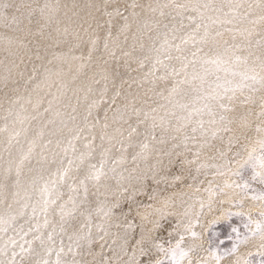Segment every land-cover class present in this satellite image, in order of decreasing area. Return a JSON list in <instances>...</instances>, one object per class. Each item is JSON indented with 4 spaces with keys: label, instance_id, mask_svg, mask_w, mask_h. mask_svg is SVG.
<instances>
[{
    "label": "bare ground",
    "instance_id": "1",
    "mask_svg": "<svg viewBox=\"0 0 264 264\" xmlns=\"http://www.w3.org/2000/svg\"><path fill=\"white\" fill-rule=\"evenodd\" d=\"M15 2L20 3L21 0ZM46 2L50 9L46 10L45 15H41L40 8ZM201 2H209L215 7L222 5L223 12L207 11L205 22L211 24L207 21V17L211 16L219 18L223 23L211 24L210 36L205 44L197 43L193 46L190 42L181 45L182 52L172 48L168 53H161L160 59L170 66L166 80L156 79L158 76H164L166 72L163 65H156L159 71H153L157 54L150 49L153 45L160 47L165 40L164 33H167V39L172 44H180V38L187 37L194 30L195 24L200 23L198 13L190 9H178L174 3L191 4L196 3V0H174V3L173 0H23V3L36 9L31 21L25 17L20 23L8 27L0 24V183L5 185L0 192V217L5 221L9 220L10 215L16 217L14 221L0 225V229H4L0 230V260L4 261V264H44L45 261L48 264H56L58 253L61 264H126L134 252L136 259L140 260L142 257L135 243L140 237V226L150 229L153 224L149 221L157 220L160 227L152 234L160 237L161 242L170 240L171 244L165 243V247L175 245L179 239L177 232L185 235L181 248L188 252V255L183 257L181 264H189V261L191 264H203V261L216 264L208 251L210 242L213 248L220 244H217V239L214 242L213 236L217 232L212 229V221L220 217L227 218L225 212L229 209L250 214L253 220L259 218L258 214H253L247 199H244L243 207L235 203L237 192L228 178V169L235 170L237 161L246 160L257 141L264 139V132H256L258 125L264 127V118L258 115L261 110L260 97L264 96V91L253 93L245 88L243 91H237L235 99L231 102L225 99L223 102L230 110H218V115L227 117L223 124L210 126L207 124L210 117L205 115V128L210 129L207 137L202 136L199 131L192 133L191 127L195 126L194 124L179 133L174 130L162 133L157 127V140L152 142L149 159H132L140 150L139 144L148 141L146 133L151 130L152 120H145L144 112L158 118L168 113L166 119L171 120L173 129L176 126L177 121L170 113L175 110L180 114V110L173 109V105L165 99L175 82L185 78L183 73L179 76L170 74L171 67L179 69L181 66V62L175 57L187 56L191 60V53L197 48H202L203 51L198 53L195 65L197 72L201 74L203 68L215 67L203 65L201 58L215 59L218 55L228 61L224 67L231 66L234 57L238 55L246 57L248 66H255L257 72L259 71L257 57L264 56V49L257 47L256 41L264 38V22L249 23L260 15L258 10H249V5H256L258 0ZM105 3L108 5L106 10L113 12L111 26L105 23L110 19L104 14ZM133 3L138 5L134 9L131 7ZM229 3L242 5L237 11L240 16L247 15V19L241 20L234 16L228 7ZM117 7L120 16H116L113 11ZM153 8L156 11H152ZM53 9L55 11H52ZM161 11L163 16L160 15ZM132 12L138 15L132 17ZM48 15L52 16L51 22L47 18ZM124 16L129 17L131 28L120 33L119 28L124 23ZM189 17H195V22L189 20ZM229 20L232 22L228 23ZM143 21H147L149 27L137 38V26ZM97 22L101 27L97 28ZM165 24L168 28L164 27ZM65 28L69 30L67 36L63 35ZM109 30L114 42H109V47L114 55H109L103 48ZM203 31L201 28L197 40L203 35ZM217 31L223 34L216 36ZM76 33H79V40L76 39ZM95 36L99 37V44L89 60L91 45L88 41L89 37ZM77 44L79 46L70 52V47ZM226 48L232 51L225 52ZM169 54L173 57L172 60L167 59ZM141 60L144 61L143 66L140 64ZM237 70L245 69L241 65ZM192 71L193 67L190 65L188 73L191 74ZM149 72L153 74L149 76ZM217 74L224 76L223 71ZM215 79V75H209L208 83L203 87L208 89L209 84L214 86ZM235 79L239 81V77ZM153 80L155 85L151 83ZM194 83L197 87L200 86L199 80ZM181 87L189 94H177L171 99L173 102H190L193 95L191 85ZM249 95L254 97L255 103H243ZM101 100L102 103H96ZM125 106L130 119L126 117V122L113 123V112L117 107ZM89 109L92 115L88 117L87 124L94 125L92 128L87 127L84 121ZM133 109L139 110L141 115L137 117L133 114ZM153 109L156 111L152 112ZM72 117H75V120ZM105 123L109 125L108 129L103 128ZM157 123H160L159 119ZM117 127L123 134L118 135V139L124 141L127 152L121 151L119 143H113L105 164L108 175L102 179L99 186L93 181L87 182L88 196L85 200L83 186L79 184V180L83 178L90 164H99L103 133H112ZM79 128H84V131L79 132ZM215 128L230 130H221L217 137L212 139L211 129ZM132 129H135V132H132L129 139ZM185 133L196 137L195 140L188 141L187 147L182 143ZM73 135L80 136L78 141H73L75 153L68 146V140ZM173 136L176 137L175 140L172 139ZM161 137L165 141L163 144L157 142ZM48 141L52 143L49 144ZM129 143L133 146L128 147ZM175 144H180V147L174 148ZM85 145H91V149ZM30 147L32 152L29 159L20 166L22 156L28 153ZM104 147L109 145L104 142ZM65 149H68L66 154ZM90 151L91 157L88 155ZM81 153L85 157L83 163L79 159ZM237 153L240 155L237 156ZM122 155L126 162L114 163ZM53 156L56 163H53ZM254 156L257 160L260 157ZM61 160L64 161L63 165L60 164ZM68 160L73 161V166L69 177L60 185L59 190L63 192V196L57 200L56 205L49 207V223L45 227L43 201L39 189L45 181L57 179L53 173L57 168L68 167ZM18 167L21 170L19 177L16 175ZM112 167L116 169L114 173L110 171ZM9 168L11 172L8 171ZM219 172L228 174L219 175ZM40 176L43 179L37 180L36 191H33L32 180ZM17 179L21 182L19 189L15 186ZM226 180L232 183L233 187H225ZM73 183L80 193L78 207L74 216H69L67 213L72 210V205L68 204L65 208V220L61 221L58 205L68 200L71 195L69 186ZM18 190L20 196L17 197L14 194ZM26 194L31 196L30 200L26 199ZM52 198H55V194ZM44 199L48 197L45 196ZM201 201L205 205L204 213L199 216L200 223L193 229L200 235L193 238L185 233L182 227L178 229L177 224L182 221L187 223L192 218L184 216L186 210L195 216L200 211ZM25 203L28 204L27 208L23 207ZM210 203L211 211L208 208ZM101 205L114 206L110 217L106 218L102 213L97 214L95 210ZM262 208L264 206L258 207L259 211ZM157 209L164 213L162 217ZM88 212L92 214L91 220H88L86 215H81ZM145 216L148 220L143 219ZM245 216L248 220V215ZM128 225H132L134 231H129ZM62 227L64 231H61ZM250 227L254 228V225ZM169 233L172 235L169 236ZM49 235L51 240L48 239ZM70 236L73 237L72 240L69 239ZM78 237L84 238L79 239L77 244ZM246 237H249L248 242L242 243ZM246 237L232 242L233 245L238 244L236 252L231 251L233 246L230 249L219 245V254L222 257L220 264H236L237 260L240 264H244L246 260H251L252 264H261L264 261V257L254 254L264 244V240L258 235L251 237V233ZM61 247L63 252L60 251ZM249 253L253 255L249 256ZM169 261L171 264V257Z\"/></svg>",
    "mask_w": 264,
    "mask_h": 264
},
{
    "label": "snow or ice",
    "instance_id": "2",
    "mask_svg": "<svg viewBox=\"0 0 264 264\" xmlns=\"http://www.w3.org/2000/svg\"><path fill=\"white\" fill-rule=\"evenodd\" d=\"M174 3V0H173ZM138 5L133 3L131 7L134 9ZM174 6L178 9H190L193 12L198 13L199 15V20L200 23L195 24L194 30L187 35V37H181V43L180 44H172L168 39H167V33H164L165 40L163 43H161L160 47L157 48L155 45L152 46L150 51L155 52L157 55L155 57V64H153V71H159L158 68H156V65H163L166 74L164 76H158L156 79L160 80H166L168 78V69L169 65L164 64V61L160 59V54L161 53H168L170 52V49L175 48L177 52H182L183 49L181 48V45H187L190 42H192L193 46H195L197 43L198 44H205L208 41V38L210 36L209 29L211 27V24H219L223 23L219 18H213L211 16L207 17V21H210L211 24L205 22L206 21V12L211 10L213 12H223V6L215 7L213 4L209 2H201V0H196V3H191V4H175ZM242 5H233L232 3L228 4V7L232 10V14L234 16H238L241 20L247 19V15L240 16L238 13L237 9L241 7ZM89 7H92V5H89ZM105 8V15H107L110 19L105 21L106 24L111 26L112 24V17H113V12L107 11V3L103 5ZM164 7H167V5H164ZM50 9V5L46 2L43 7L40 8V13L41 15H45L46 10ZM152 11H156V9H151ZM249 10L255 11L258 10L260 15L257 17L256 20H251L249 23H258V22H264V0H258V3L256 5H249ZM36 9L31 8L30 5H27L23 3V0H21L20 3H16L15 0H0V24H2L5 27L10 26L11 24H18L22 21V18H27L29 21H31L32 15L35 13ZM52 11H55L54 9ZM114 13L116 16H120V10L119 8H115ZM138 14L135 12L131 13L132 17H136ZM160 15L163 16L164 13L163 11L160 12ZM227 15V14H225ZM48 20L51 22L52 16L48 15ZM189 20L195 22L196 18L195 17H189ZM124 23L120 26L119 32L124 33L128 31L131 28V24L129 23V17L124 16L123 17ZM228 23H231L232 21L229 20L227 21ZM97 28L101 27L99 22H97ZM149 27V24L147 21H143L142 23H139L137 26V38H139V35L142 34L144 29H147ZM165 28H168V25H164ZM181 27H183V23L181 22ZM203 28V35L199 37L197 40V34L200 32V29ZM175 31V29H173ZM69 34L68 28H65L63 30V35L67 36ZM223 33L220 31L216 32V36H221ZM76 39L79 40L80 36L79 33L75 34ZM108 39L104 42L103 48L104 51L107 52L109 55H114V53L111 51L109 47V42L112 41V32L111 30L108 31L107 33ZM214 40L215 37H212ZM66 42V41H65ZM88 43L91 45L90 52L88 54V59H92V55L97 51V45L99 44V37H89ZM114 43V42H113ZM257 47L264 49V38L256 41ZM79 45H73L70 47L69 51L71 52L74 47H78ZM135 47V45H133ZM143 47V45H141ZM203 51L202 48H197L196 51H193L191 53V56L193 59H188L187 56H177L175 57L176 60L181 62V66L179 69L175 67H171V75L172 76H179L181 73L184 74V79L183 80H177L175 84L169 89V96L165 97V99H168L169 103L173 105V109L178 108L180 110V114H177L175 110L171 111L170 115L171 117L175 118L177 121L176 126L172 127L171 120H167L166 117L169 115L168 113L165 114V116L161 117H156L154 115H151L149 112H144L143 116L144 119H151L152 120V125H151V130L146 133L148 137L147 142H141L139 144V151L136 152L132 159L137 160V159H142L144 161H147L151 155L152 152V142L156 141V135H155V130L157 127L161 129L162 133H167L170 130H174L175 132L179 133L183 129L189 127V125H195L191 127V132L196 133L200 132L202 136L207 137L210 129L205 128V120L204 116L207 115L210 117V119L207 121L208 125H218V124H223L225 120H227V117L223 114L218 115V110H224L229 111V107L227 104H225L223 101L227 99L229 102L235 99V95L237 91H243L245 88H248L251 92H260L264 91V56L262 57H257V60L259 61V71L257 72L255 66H248V60L246 57H241V56H235L234 61L231 66L224 67V65L228 64V61L224 60L222 56H217L215 59H202V64L203 65H214V68H203L202 74L200 72H197L195 65L197 63V58H198V53ZM232 51V49H225V52ZM126 55H130V53H125ZM39 58V57H38ZM74 59H83V57H73ZM145 59H148V57H145ZM168 60H172L173 57L169 54L167 56ZM144 61L141 60L140 64L143 66ZM193 67V71L191 74L188 73V68L189 66ZM243 65L244 69L243 71L237 70L239 66ZM83 67V65H81ZM10 72L11 69H8ZM223 71L224 76L221 77L217 73ZM153 72H149L148 75L151 76ZM209 75H215L216 79L213 84L208 85V89H205L203 87L204 84L208 83V76ZM190 76V78H189ZM231 77L232 79H230ZM239 77V81L237 82L235 78ZM7 79V77H5ZM199 80L200 81V86L197 87L196 84L194 83L195 81ZM248 81H251V83H248ZM98 83V81H97ZM153 85H155V80L151 81ZM182 85H191V92L193 93L190 102L188 103H180L179 101L173 102L171 97L177 95V94H182L184 96H187L189 93L187 90L183 89L181 86ZM91 91V89H89ZM104 92H107V87H105ZM231 93V95H228ZM116 95H119V93H116ZM160 95H163V93H160ZM103 101H98L96 103H102ZM113 103H115V100H113ZM243 103H255V99L252 95H249ZM95 106V104L93 105ZM260 112L258 113L259 117L264 118V96L260 97ZM47 111V110H46ZM156 109H153L152 112H155ZM11 115V110L10 113ZM133 114H135L137 117L141 115V112L139 110L133 109ZM92 115L91 109H89L87 116H85L84 121L87 127L92 128L94 125H89L87 124L88 117ZM218 116V119H217ZM128 117L130 119V116H128L127 112V107L125 106L124 108L117 107L116 110L113 112L112 115V121L113 123H120V122H126L125 118ZM27 117H25L26 119ZM73 120H75V117H72ZM108 119L107 112L105 113V120ZM159 119L160 123H157V120ZM231 123V121H228ZM49 123H52V121H49ZM63 123V122H62ZM109 125L105 123L103 125L104 129H108ZM225 130L228 131L230 129L228 128H215L211 129V137L212 139H215L217 137V134L219 131ZM70 131H73L70 129ZM79 132H83L84 128H79ZM132 132H135V129H132L131 132H129V139L132 135ZM256 132L261 133L264 132V127L258 125L256 127ZM18 136L19 133H16ZM41 137L43 136V132L40 133ZM118 135L122 136V132L120 128H115L112 133H109L105 131L103 135L101 136L102 144H101V160L99 164H90L88 166L87 171L85 172L84 176L82 179L79 180V184L83 186V196L85 200L87 199L88 196V181H93L97 186H99L100 182L102 181L103 178L107 177L108 173L105 171V164L107 163V158L110 155L111 152V146L113 143H119L121 145V151L122 152H127V148L124 147V141L122 139H118ZM80 139L79 135H73L71 139L68 140V146L71 148L72 152H76L75 145L73 141H78ZM172 139H176L175 136L172 137ZM195 136H189L187 133L184 134L183 141L182 143L184 144L185 147H187V143L189 140H195ZM104 142H106L109 147H104ZM158 143H165L163 137ZM34 143V142H33ZM49 144L52 143V141H48ZM59 144V141L57 142ZM205 143H207V140H205ZM260 150L262 153H264V139H259L257 141ZM133 145L129 143L128 147H132ZM86 148L91 149V145H85ZM174 148L180 147V144H175L173 145ZM65 154L67 153L68 149H65ZM256 151L255 148H253L252 152L248 153V157L246 160L243 161H237L238 167L233 170L231 168L228 169V172L231 173L233 176H239L241 175V169L245 168L249 165L253 168L254 174L252 176L253 180L258 179L261 184H264V154H262L259 159L257 160L256 157L254 156V152ZM32 148H29V151L27 154H24L20 160V166H23L24 162L27 161L31 155ZM167 155H171V153H166ZM89 157H91L92 153L91 151L88 153ZM240 153H237V156H239ZM84 154L81 153L79 159L81 163L84 161ZM47 159V158H45ZM124 156L122 155L118 160L114 161V163L118 164H123L125 163ZM190 162V161H189ZM53 163H56L55 156H53ZM68 167L66 168H57L56 172L53 173L54 176L57 177V179H49L44 182L43 187L39 189L41 199L43 201V207L42 211L45 214V220H44V225L47 227L49 221L47 219V214L49 211V207L52 205H56L57 200L63 196V192H61L60 185L63 183L68 177H69V172L72 169L73 166V161L68 160ZM158 163H160L158 161ZM60 164L63 165L64 161L61 160ZM77 170H79L77 168ZM11 172V168L8 170ZM43 171V169H41ZM111 172H115L116 169L115 167H112L110 169ZM219 175H227L228 173L225 172H219ZM17 177L21 175V170L20 167L17 168L16 171ZM43 177H34L32 180V186H33V191H36L35 185L37 183V180H42ZM121 179H123V176H121ZM137 179H140V177H137ZM119 183V181H118ZM15 186L17 189L21 187V182L19 179L15 181ZM5 185L0 183V192L4 189ZM105 187H107L105 185ZM225 187L231 188L233 187L232 183H229L227 180L225 181ZM235 187L237 188H242L241 193H237V196L240 197L235 203L239 205L240 207H243L244 199L247 198V193L244 191V189H247L249 185L245 183L243 186L240 184H235ZM69 191L71 195H69L68 200L63 203L58 205V213L60 215L61 221L65 220V208L67 207L68 204L72 205V210L67 213L69 216H74L75 211L77 210L78 207V197L80 195L78 187L73 183V185L69 186ZM53 194H55V198L53 197ZM15 196H20V191L18 190L15 194ZM47 196L48 199H44V197ZM254 201H261L264 202V192L259 193L258 195H254L251 197ZM26 199H31V196L26 194ZM2 202V201H0ZM39 203V201H38ZM24 208L28 207V204L25 203L23 205ZM113 207L114 206H106V205H101L97 207L95 210L97 214H103L106 218L110 217L113 212ZM204 208L205 205L203 201L200 203V211L193 216L191 212L188 210L185 211L184 216L185 217H192L188 220L187 223H184L183 221L179 224H177V228H183L185 233H188L191 235V237L196 238L200 234L196 231H194L195 225L199 224V216L203 215L204 213ZM209 211H211V203L208 205ZM159 215L162 217L164 213L160 211L159 209L156 210ZM36 213V207H33V215ZM81 215H86V218L88 220H91V212L88 213H81ZM225 215L227 217H231L232 215H248V220L249 224H246L245 227L249 228V231L251 233V237H256L257 235L260 237L261 240H264V208H262L258 212V219L253 220L252 216L250 214H246L243 212H236L233 213L231 211H226ZM16 217L14 215L9 216V220L5 221L3 217H0V225L5 224L10 221H14ZM144 220H148V217L145 216L143 217ZM150 223L153 224V227L150 229H145L143 225L140 226V237L138 240L135 241L137 245V250L142 257V259L137 260L136 259V253H133V256L130 261L126 262V264H170L169 257H171V264H181V261L184 256L188 255V252H185L182 248L181 245L184 243L185 240V235L180 234L177 232V235L179 236V239L176 241L175 245L172 247H165V243L171 244V241H165L161 242L160 237L153 235L152 233L155 232L157 228L160 227L159 221H149ZM218 220L212 221V223H217ZM250 225H254V228L250 227ZM129 231H134V228L132 225H128ZM4 230V229H0ZM61 231H64L63 227L61 228ZM233 232L237 233L239 236V230L236 228H233ZM91 233L89 231L88 236H90ZM172 233H169V236H171ZM84 238V237H78L77 238V244L79 239ZM49 240L52 239L51 235L48 237ZM70 240L73 239V237H69ZM249 237H246L242 243H247ZM43 240L41 239V243L43 244ZM62 243V242H61ZM220 244H223V241H220ZM238 249V244L233 245L232 252H236ZM71 251V248L69 249ZM155 250V251H153ZM194 250V249H190ZM61 252H63V247L60 249ZM211 257L215 260L216 264H220V261L222 259L221 255L219 254L220 249L219 245H217L215 248L211 246V242L209 244V249H208ZM162 253L163 255H157ZM255 255H259L260 257H264V244L261 245L260 249L257 250ZM15 255V253L13 254ZM253 255V253H249V256ZM0 264H4V261L0 260ZM44 264H48L47 261L44 262ZM56 264H61V261L59 259V253L57 254V261ZM189 264H191V261H189ZM203 264H207V261H203ZM236 264H240L239 260L236 261ZM244 264H252L251 260H246ZM261 264H264V261L261 262Z\"/></svg>",
    "mask_w": 264,
    "mask_h": 264
},
{
    "label": "rangeland",
    "instance_id": "3",
    "mask_svg": "<svg viewBox=\"0 0 264 264\" xmlns=\"http://www.w3.org/2000/svg\"><path fill=\"white\" fill-rule=\"evenodd\" d=\"M255 149H256V151L254 152V155L261 156L262 154H264L261 152L258 143L255 146ZM240 171H241V175L233 176L230 173L228 178L234 184V186L237 183L240 184L241 186H243L245 183H247L249 185V187L247 189H244V191L247 193V198H245V199H247L249 201V205L252 208L253 214L257 215L259 212L258 207L264 206V202L254 201L251 197L254 195H258L261 192H264V184H261L258 179H256V180L252 179L254 171H253V168L251 167V165H249L245 168H242ZM235 190L237 193H241L242 188L235 187ZM238 199H240V197L236 196L235 201H237ZM228 211H231L233 213L238 212L235 209L234 210L229 209ZM217 220H218V222L214 223V224H216L215 226H214V224H212L213 231L215 233L217 232L213 236V238H215L214 239L215 241L214 240L213 241L216 242V239H217V244L220 243V241H223V244H222L223 247H226V248L228 247L231 249L232 248L231 246H233V243L235 241H237L238 238H240V237L244 238L247 236L248 233H250L249 228L245 227V225L248 224V220H247V217L245 215H243V216L232 215L230 218L229 217H227V218L226 217H220ZM231 221H232V223H231ZM233 228H236L239 230V236L237 235V233L233 232ZM219 232H220V234H218ZM217 234L219 237L217 236ZM218 238H220V239H218ZM226 239L228 241H226ZM229 242H230V244H229ZM214 244H216V243H214ZM219 245H221V244H219Z\"/></svg>",
    "mask_w": 264,
    "mask_h": 264
}]
</instances>
